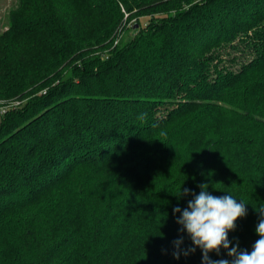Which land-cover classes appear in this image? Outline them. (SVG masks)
I'll use <instances>...</instances> for the list:
<instances>
[{"label":"trees","instance_id":"trees-1","mask_svg":"<svg viewBox=\"0 0 264 264\" xmlns=\"http://www.w3.org/2000/svg\"><path fill=\"white\" fill-rule=\"evenodd\" d=\"M0 101V264H202L173 212L202 184L259 239L264 0H17Z\"/></svg>","mask_w":264,"mask_h":264},{"label":"clouds","instance_id":"clouds-1","mask_svg":"<svg viewBox=\"0 0 264 264\" xmlns=\"http://www.w3.org/2000/svg\"><path fill=\"white\" fill-rule=\"evenodd\" d=\"M200 188L198 195L190 193L189 189H183L179 195L191 194L193 199L188 201L187 207L183 210L180 207L173 209L174 213H181L176 221L181 226L180 231H186L195 246L184 251L183 255L194 253L198 247L202 251V264H264V208L259 211L260 219L255 228L259 239L252 245V250H242L238 243L230 248L228 232L235 229L238 218L246 215V204L241 200L237 203V199L231 194L211 195L207 191V184L200 185ZM173 243L176 248L173 256L179 259L183 240L181 238ZM221 247L227 250L231 261L210 258L209 253L213 251L220 255Z\"/></svg>","mask_w":264,"mask_h":264},{"label":"rangeland","instance_id":"rangeland-1","mask_svg":"<svg viewBox=\"0 0 264 264\" xmlns=\"http://www.w3.org/2000/svg\"><path fill=\"white\" fill-rule=\"evenodd\" d=\"M17 0H0V33H3L4 31L8 30V15L10 11L16 6ZM127 15L125 14L124 17V23L123 27H121L117 31V38L114 41L113 47L117 46L120 42H122L125 38L133 37L136 32H134L135 27H137V24L133 27L134 22H141V24L146 21L145 18H142L141 20L138 21V19H134L132 22L127 23ZM133 27V28H131ZM133 29V30H132ZM235 56H238V58L241 57L240 53H236ZM224 59L228 60V57H224ZM227 66L230 67L231 64L226 63ZM234 65V64H233ZM238 65L233 66V68H237ZM11 102H6V101H0V121L2 120V116L7 114V112L11 109L17 108L19 105L18 104H12ZM5 112V113H4Z\"/></svg>","mask_w":264,"mask_h":264},{"label":"built area","instance_id":"built-area-1","mask_svg":"<svg viewBox=\"0 0 264 264\" xmlns=\"http://www.w3.org/2000/svg\"><path fill=\"white\" fill-rule=\"evenodd\" d=\"M12 104H15V105L18 104V105H19L20 102H13ZM12 104H11V106H12ZM4 113H5V112H4Z\"/></svg>","mask_w":264,"mask_h":264}]
</instances>
